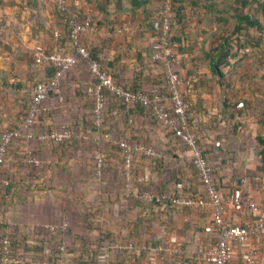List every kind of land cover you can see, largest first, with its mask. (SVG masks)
<instances>
[{"label": "crops", "instance_id": "crops-1", "mask_svg": "<svg viewBox=\"0 0 264 264\" xmlns=\"http://www.w3.org/2000/svg\"><path fill=\"white\" fill-rule=\"evenodd\" d=\"M69 1L83 16L93 14V26L81 39L115 81L141 89L152 84L164 85L166 71L161 63L151 60L147 35L137 31L143 19L142 8L149 3L132 6L126 2L127 8L117 14V19L129 21L131 31L116 34L98 22L103 20L104 10L114 11V3ZM37 4L35 9L27 0H3L0 7V22L6 26L0 33V133L17 125L20 104L14 85L20 82L23 90L31 79L44 74L43 68L34 64V47H52L51 30H62L54 5L44 4L43 0ZM259 19L262 22L261 16ZM183 20L188 25L180 45L183 51L175 55L172 68L183 79L181 89L190 105L199 142L218 166L220 191L227 194L239 188L264 205V172L254 177L242 174L258 163L251 155V147L253 142L257 145L255 136L263 134L260 131L264 127L263 83L252 80L244 85L240 75L234 82L229 81L225 77L232 64L219 65L224 74L220 78L209 59L219 42L218 22L203 8L192 13L189 6ZM245 48L232 61L251 54L257 61L259 49L249 45ZM250 60L245 57L244 63L251 71ZM90 81L87 64L79 60L61 76L58 89L42 102L33 126L35 137L26 141L13 139L8 144L0 175V239L11 233L17 241L15 254L23 257L25 264L51 257L55 245L61 243L73 245L70 248L74 251L81 247L79 244H88L84 245L89 251L86 253H93L95 262L104 256L105 261L113 264L118 254L109 251L106 244L118 237L143 244L140 260L152 264H208L202 252L197 251L202 244L213 241L206 209L152 204L137 197L142 190L189 194L187 150L144 107L127 106L113 97L106 101L104 118L111 140L96 141L99 131L92 121ZM63 124L71 130L68 140L55 142L36 137ZM121 140L152 146L163 154L161 164L135 154L127 179L117 145ZM97 152L104 156L100 174L95 172ZM28 156L38 163L27 162ZM155 240L176 246L180 253H155L150 249L156 245ZM259 248V264H264V239ZM240 263L238 256L229 262Z\"/></svg>", "mask_w": 264, "mask_h": 264}, {"label": "built area", "instance_id": "built-area-1", "mask_svg": "<svg viewBox=\"0 0 264 264\" xmlns=\"http://www.w3.org/2000/svg\"><path fill=\"white\" fill-rule=\"evenodd\" d=\"M1 1V0H0ZM60 8L65 7V0H56ZM172 0H162L160 13L152 17V32L147 36L150 58L162 64L166 71L165 90L152 84L145 90H132L115 81L112 76L91 56L82 42V34L90 29L91 17L85 15L82 19L75 14L67 20L69 31V51H61L56 40L60 36V29L53 30L55 43L50 49L36 45L33 49V59L37 65L44 63L54 67V73L46 82H37L27 101V109L16 127L6 128L0 133V175L7 154V146L13 139L29 140L35 137L34 123L41 110L42 102L58 89L61 76L66 74L79 60L84 61L89 69L91 81L88 93L92 97V121L99 131L96 141L110 142V134L105 130V105L109 97L125 105L141 104L151 116L163 126L171 130L172 135L185 147L190 162L197 172L201 183L200 193L193 195H178L176 192L153 193L142 190L137 197L148 203H169L174 207L189 209H206L212 223V240L202 252L208 264H229L233 257L241 259L240 264H258L260 262V242L264 239V205L241 189H235L223 194L217 180L218 166L211 161L197 134L187 120L188 103L181 89L183 79L172 66L175 55L170 49L168 33L172 21L169 7ZM130 25L119 22L114 26L116 34L128 33ZM264 39V26L261 30ZM246 49V48H245ZM71 130L67 124L39 134L38 139H49L62 142L70 139ZM121 149L123 159V174L129 179L133 156L142 154L151 158H163V154L152 146L141 143H129L121 140L117 143ZM27 162L37 164L38 160L28 156ZM104 165L102 152L95 155V172L100 174ZM244 183L245 181H241ZM5 183H7L5 181ZM109 251L118 254L115 264H152L140 260V253L145 249L143 245L131 241L113 238L106 244ZM55 248L51 258L36 259L33 264H95L87 258L74 260L67 250L65 243ZM12 245V234L5 233L0 239V264H25L23 257L15 254ZM155 253L165 252L179 254L180 249L170 244L159 243L151 247Z\"/></svg>", "mask_w": 264, "mask_h": 264}, {"label": "trees", "instance_id": "trees-1", "mask_svg": "<svg viewBox=\"0 0 264 264\" xmlns=\"http://www.w3.org/2000/svg\"><path fill=\"white\" fill-rule=\"evenodd\" d=\"M105 1L108 4L110 2L114 3L115 9L113 12L109 10L107 11L104 10L103 11L104 18L103 20H100L98 22L100 24L105 25L107 27V30L110 32L114 31V26L119 22L124 21V22L129 23V21H126L123 19L121 20L117 19V14L125 11V9L127 8L125 7L126 2L131 3L132 6H139L140 3H142L143 5H146V3H149V5L142 8L143 19H142V22L140 23L139 28L137 29L139 34H142V35L146 34L147 36L152 32V22H151L152 17L155 15L157 16L160 13L159 8L162 3V0H151V1L150 0H128V1L127 0H105ZM2 2L3 0L0 1V7L2 6ZM28 3L32 5V7L37 9L38 0H27V4ZM43 3L44 4L52 3L54 7L56 8L57 16H59V18L61 19L59 24L62 26L60 36L57 38L56 42L59 45V48L61 51H69L70 45H69V31H68V26H67V20L71 16V14H75L78 18L82 19L84 17L83 14H81L78 11V9H76L75 5L73 3H70V1H69V4H66L63 9L59 7L56 0H43ZM187 6L191 8L192 13H194L199 8H203L206 12L209 13V15L214 16L215 21L218 22L217 24L218 26L223 25L224 23H227L229 21V19H227V17L224 16V14L230 15L229 18L232 23L231 29L230 30L223 29L222 32H221V29L219 30L218 32L219 42L217 46H215L213 49L215 53L209 56L212 69L214 70V73L217 74L220 78H222L224 74L222 73L219 65L223 63V64H226L227 66H230L234 62L232 61L233 58H238L239 54L244 53L245 51L244 48L246 47V45L259 49L258 54L260 56H257V59H260V61H262L261 64L264 65V39L261 37V30H262V27L264 26V0H232V3L227 5L229 8L232 9L231 13L224 12V6L222 2L219 0H172V3L169 7L172 21L170 24L168 39L170 42V49L174 55H177L179 52L183 51L180 45H181L182 37L185 35L184 29L187 28L188 26L187 22L183 20L185 18V8ZM109 15H112V17H109ZM260 16L262 18V22L259 19ZM92 26H93V20L91 18L90 28ZM5 27H6L5 24L0 22V33L2 32L3 28L5 29ZM243 34H244V37L241 38L240 36ZM51 35L53 38V30H51ZM50 48H47V49H50ZM86 49L89 51L92 57L97 59L92 50H90L87 47ZM246 53L247 52H245V54ZM34 64L38 68H43L44 74L39 76L36 80L31 79L29 86L27 88H23V90L20 85V82H17L14 85L17 91L16 99L18 100L20 104L17 125L20 123L22 116L26 112L27 101L32 94L33 86L39 81L46 82L47 79L50 76H52V74L54 73V67L50 64L44 63L42 65H37L35 62ZM103 69H105L113 77L112 73H110L105 67H103ZM261 78L264 81V70L262 71ZM164 86H165V80H164V85L160 86V89L162 91L165 90ZM128 88L132 90H145V89L135 88V87L133 88L128 87ZM185 100L188 103V100L186 99V97H185ZM134 105L142 106L139 103H135L133 104V106ZM186 114H187V120L189 124L194 129V126H193V123L190 117L189 103H188V107L186 110ZM149 115L151 116L150 113ZM16 126H9L7 128H12ZM165 129L168 132L172 133L171 130L167 128ZM197 138L199 140L198 135H197ZM255 139L257 141V146L259 148L258 154L261 160V165L259 169L264 170V134H257L255 136ZM152 159L158 162V164H161L162 158H152ZM5 161H6V158H5ZM187 164H189L187 168H188V173H189L188 183H189L190 193L188 194V193H185V191H180V192L176 191V194L178 195H193L196 193H200L201 183L198 179L196 169L190 162V159L188 160ZM141 219L142 217L140 218L139 221H141ZM107 235L110 236L111 234H107ZM111 236L113 237V234ZM13 237H12V245L14 248H16L15 245L17 244L15 242L17 241L14 240ZM122 239H125V237H122ZM153 244H159V242L155 240ZM20 245H24V244H20ZM78 249L79 250L74 251V248H70V247L67 248V250L72 255V258L74 260L87 258L90 261H95V259L92 257L93 253L87 254L86 252H89V251L85 250L83 252L80 248ZM77 251L79 252L77 253ZM141 251L143 252L144 249ZM52 256L53 254L51 255V257Z\"/></svg>", "mask_w": 264, "mask_h": 264}, {"label": "rangeland", "instance_id": "rangeland-1", "mask_svg": "<svg viewBox=\"0 0 264 264\" xmlns=\"http://www.w3.org/2000/svg\"><path fill=\"white\" fill-rule=\"evenodd\" d=\"M82 1V0H81ZM85 1V3L84 4H86V3H88L89 1L88 0H84ZM219 1H221L222 2V4H223V6H224V12H226V13H231L232 12V9L231 8H229L227 5L228 4H231L232 3V0H219ZM65 4H69V1L68 0H65ZM91 11H92V9H91ZM89 13H90V10H89ZM91 14V13H90ZM92 16H93V14H91V18H92ZM224 16H226L227 17V19H229V24H223V25H220V26H218V28H219V30L221 29V32L223 31V29H226V30H230L231 29V27H232V23H231V21H230V18H229V16L230 15H228V14H224ZM130 23V22H129ZM245 57L246 58H250L251 60V62H250V64H251V66H252V69H251V71L250 70H248V66H245V63H244V59H245ZM242 56L240 59H238L236 62L234 61L233 63H232V68L230 69L231 71L229 72V74H228V77H225L226 79H228L229 81H233L234 82V80L237 78V75H240L241 77H240V79H241V81L240 82H242L243 84L246 82H249V81H257V82H262L263 83V87H264V81H263V79L261 78V75L260 74H262V71L264 70V65H262L261 64V62L262 61H260V59H257V61H256V56H254V55H249V56ZM247 65V64H246ZM249 65V64H248ZM250 68V67H249ZM246 70H247V72H246ZM245 74V75H244ZM245 85V84H244ZM256 89V88H255ZM258 89V88H257ZM252 91H253V89H252ZM255 114V113H254ZM262 114H264V113H262ZM258 117H259V114H258ZM259 119H261V118H259ZM260 131H261V133H263L264 134V127H261V129H260ZM255 143L253 142V145H252V147H251V149H252V153H251V155H252V157H254V161H258V163L257 164H253L252 166H254V168L253 169H251V170H249L248 171V168H247V170L245 171V173H242L243 175H245V176H249V177H254V176H260L263 172H264V170H260L259 168H260V157H259V154H258V151H257V153H256V150L258 149V147H257V145L255 144ZM257 166V168H255ZM170 171V170H169ZM236 175L238 174L237 173V171L236 170H232ZM232 171H231V173H232ZM54 245V244H53ZM60 244H56L55 245V248L56 249H58L57 248V246H59ZM66 245V247L68 248V247H72L73 245H71V244H65ZM79 245H81V247H80V249L84 252L85 250H87V248L86 247H88V244H79ZM86 247H85V246ZM143 245V244H142ZM208 244H202L201 246H199L198 247V252L200 253V252H203L204 250H205V248H206V246H207ZM93 246H96V244L95 245H93ZM92 247V246H91ZM94 248V247H93ZM96 248V247H95ZM202 249V250H201ZM79 250V249H78ZM79 251H77V253H78ZM110 261H112L111 259H109ZM110 264L107 260L105 261V257L104 256H101V258H100V260L99 261H97L95 264ZM259 264V263H258Z\"/></svg>", "mask_w": 264, "mask_h": 264}]
</instances>
